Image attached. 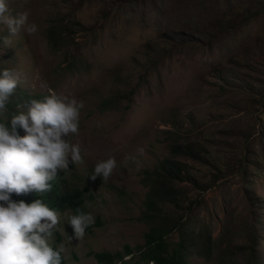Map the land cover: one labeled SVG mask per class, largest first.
Returning <instances> with one entry per match:
<instances>
[{"label":"rangeland","instance_id":"obj_1","mask_svg":"<svg viewBox=\"0 0 264 264\" xmlns=\"http://www.w3.org/2000/svg\"><path fill=\"white\" fill-rule=\"evenodd\" d=\"M9 5L38 30L13 36L0 24V73L25 78L0 122L10 127L28 96L84 104L71 137L84 163L53 182L86 188L84 212L95 218L81 240L68 223L50 238L66 245L68 264H101L102 252L122 255L113 264H152L144 258L152 230H165L170 252L188 235L186 264H264V0ZM109 156L113 174L93 180ZM39 195L11 198L31 204Z\"/></svg>","mask_w":264,"mask_h":264},{"label":"clouds","instance_id":"obj_2","mask_svg":"<svg viewBox=\"0 0 264 264\" xmlns=\"http://www.w3.org/2000/svg\"><path fill=\"white\" fill-rule=\"evenodd\" d=\"M0 24L13 36L21 29L28 35L38 30L35 23L29 22L27 12L13 13L9 0H0ZM24 82L19 71L6 68L0 73V116L8 111V103ZM18 107L23 110L12 114L10 127L0 122V264H65L69 259L66 245L60 243L54 248L50 238L68 223L74 238L81 240L95 218L79 207L73 214L62 216L41 199L29 204L11 197L48 193L60 172L69 170L70 163H84L80 145L71 141L79 134L84 104L75 97L50 92L43 99H29ZM21 128L26 133L23 136L18 132ZM137 152L143 155L144 149ZM115 168L116 160L109 156L95 164L91 178L106 181Z\"/></svg>","mask_w":264,"mask_h":264},{"label":"trees","instance_id":"obj_3","mask_svg":"<svg viewBox=\"0 0 264 264\" xmlns=\"http://www.w3.org/2000/svg\"><path fill=\"white\" fill-rule=\"evenodd\" d=\"M54 28L49 30V43L51 47H56L57 37L55 36ZM55 36V37H54ZM30 99H37L36 96H28ZM9 104V103H8ZM10 105V104H9ZM86 188L78 190H65L61 191L58 184H53V188L50 192L43 195L36 196L37 199L43 200L49 207L61 210L64 207H69L75 212L76 208H82L85 202ZM92 226V225H91ZM91 226L86 229V233L91 230ZM184 226H181L183 228ZM71 232L74 234L72 227ZM165 230H152L147 233L146 251L144 252V258L148 261H152L154 264H186V251L191 244V240L188 235L185 236L182 233L181 239L177 243L176 247L170 252L167 248V242L165 239ZM54 248L57 246H53ZM126 251L130 252L129 246H126ZM121 254H111L109 252L95 253V258L101 264H113L116 258H121ZM67 264V262H65Z\"/></svg>","mask_w":264,"mask_h":264}]
</instances>
